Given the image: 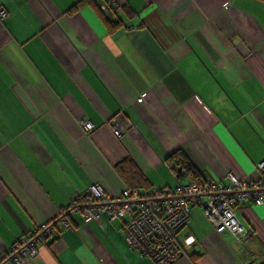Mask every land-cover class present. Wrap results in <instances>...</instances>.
Here are the masks:
<instances>
[{"label": "crops", "instance_id": "0c3cea01", "mask_svg": "<svg viewBox=\"0 0 264 264\" xmlns=\"http://www.w3.org/2000/svg\"><path fill=\"white\" fill-rule=\"evenodd\" d=\"M112 1L0 0V260L96 182L111 194L173 186L181 160L205 180L260 176L264 0ZM120 111L133 126L116 137ZM237 214L244 247L195 205L179 235L191 246L170 264L264 260V203ZM72 224L28 264H154L129 248L123 219Z\"/></svg>", "mask_w": 264, "mask_h": 264}, {"label": "built area", "instance_id": "2783aa9c", "mask_svg": "<svg viewBox=\"0 0 264 264\" xmlns=\"http://www.w3.org/2000/svg\"><path fill=\"white\" fill-rule=\"evenodd\" d=\"M96 2L101 10L113 5L112 0ZM7 14L5 7L0 6V19L3 20ZM138 100L144 99L139 97ZM79 122L87 131L94 129L89 120L82 118ZM110 125L116 137H122L133 126L124 118L123 111L110 120ZM257 169L260 173L258 179L227 173L224 180L177 181L173 186L149 189L125 187L118 194L109 193L101 183H93L84 191L75 193L56 219L39 224L21 236L8 249L0 264L7 261L12 264L30 263L37 256L40 244L61 229H73L74 214L92 218L103 225L116 219L125 220L123 234L129 248L150 257L154 264H170L191 246L182 245L179 235L188 226L195 205H200L216 231L229 232L244 247L250 236L237 211L247 203H264V160L257 164ZM261 256L262 253L252 254L254 259Z\"/></svg>", "mask_w": 264, "mask_h": 264}, {"label": "trees", "instance_id": "16d2710c", "mask_svg": "<svg viewBox=\"0 0 264 264\" xmlns=\"http://www.w3.org/2000/svg\"><path fill=\"white\" fill-rule=\"evenodd\" d=\"M118 25L119 23H112L111 21H108V26L111 30L116 28ZM183 162L184 160H181V162L177 163L179 164V166L173 168V173L176 176L177 180L181 181V178H187L188 181L192 182H201L205 180L202 178L201 173L193 165L184 164ZM141 176L143 177V175Z\"/></svg>", "mask_w": 264, "mask_h": 264}, {"label": "water", "instance_id": "95a60500", "mask_svg": "<svg viewBox=\"0 0 264 264\" xmlns=\"http://www.w3.org/2000/svg\"><path fill=\"white\" fill-rule=\"evenodd\" d=\"M246 248H247L249 251H252L251 248L249 247V245H246ZM256 264H264V260H260V261H258Z\"/></svg>", "mask_w": 264, "mask_h": 264}, {"label": "rangeland", "instance_id": "374dc122", "mask_svg": "<svg viewBox=\"0 0 264 264\" xmlns=\"http://www.w3.org/2000/svg\"><path fill=\"white\" fill-rule=\"evenodd\" d=\"M158 176L163 177L162 175H158ZM141 189H144V188H141Z\"/></svg>", "mask_w": 264, "mask_h": 264}]
</instances>
